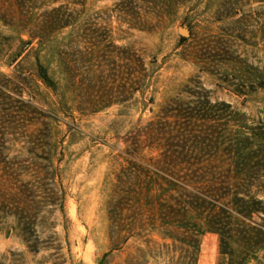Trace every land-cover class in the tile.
Wrapping results in <instances>:
<instances>
[{
    "label": "rangeland",
    "instance_id": "374dc122",
    "mask_svg": "<svg viewBox=\"0 0 264 264\" xmlns=\"http://www.w3.org/2000/svg\"><path fill=\"white\" fill-rule=\"evenodd\" d=\"M217 214L264 264V0H0V264H229Z\"/></svg>",
    "mask_w": 264,
    "mask_h": 264
},
{
    "label": "trees",
    "instance_id": "16d2710c",
    "mask_svg": "<svg viewBox=\"0 0 264 264\" xmlns=\"http://www.w3.org/2000/svg\"><path fill=\"white\" fill-rule=\"evenodd\" d=\"M186 38L184 37H180V41L183 42L185 41ZM38 74H39V77L45 82L46 85L48 86H52V83L50 81V79L48 78L47 76V73L45 71V69L42 67V66H38ZM237 200H242L241 198H238L236 197ZM237 200H235V205L238 204L237 203ZM237 206V205H236ZM240 208V209H239ZM238 209L240 210L239 212L241 213H246V207H239ZM208 230L213 232V233H216L219 235V239H220V252L222 254H229L230 255V259H231V262H229V264H244L245 261L247 260V258L245 257H242L240 259H236V261L234 262V257L232 256V253L230 251H227V250H224L222 248V237H223V233L224 231L222 230V227H221V218L219 216V214L217 215H214L211 219H209L208 221ZM191 244H192V256H191V260H190V263L189 264H196L197 263V258H196V254L198 252V246H199V242L197 239H191Z\"/></svg>",
    "mask_w": 264,
    "mask_h": 264
},
{
    "label": "water",
    "instance_id": "95a60500",
    "mask_svg": "<svg viewBox=\"0 0 264 264\" xmlns=\"http://www.w3.org/2000/svg\"><path fill=\"white\" fill-rule=\"evenodd\" d=\"M178 32L184 38H186V37H188L190 35L189 29H187V27H185L184 25H180L178 27Z\"/></svg>",
    "mask_w": 264,
    "mask_h": 264
}]
</instances>
